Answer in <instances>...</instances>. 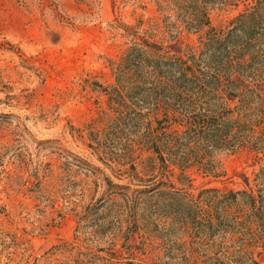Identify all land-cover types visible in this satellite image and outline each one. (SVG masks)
I'll return each mask as SVG.
<instances>
[{
  "label": "rangeland",
  "instance_id": "1",
  "mask_svg": "<svg viewBox=\"0 0 264 264\" xmlns=\"http://www.w3.org/2000/svg\"><path fill=\"white\" fill-rule=\"evenodd\" d=\"M250 1L215 6L212 26L225 30ZM155 2L0 0V264H264V208L222 199L259 194L257 110L244 145L185 180L177 166L111 161L94 147L113 115V62L129 45L199 48V33L169 35ZM131 137L110 138L114 156L138 146Z\"/></svg>",
  "mask_w": 264,
  "mask_h": 264
},
{
  "label": "trees",
  "instance_id": "2",
  "mask_svg": "<svg viewBox=\"0 0 264 264\" xmlns=\"http://www.w3.org/2000/svg\"><path fill=\"white\" fill-rule=\"evenodd\" d=\"M238 1L156 0L169 35L181 30L199 33L200 45L198 50L177 44L166 49L144 40L129 45L113 62L116 84L108 91L113 115L106 130L91 134L94 147L108 160L137 157L147 167L155 163L168 170L174 165L185 180L187 168L210 170L214 152L245 144L248 131H254L252 113L257 110L264 119V0H251L225 30H217L210 18L215 6ZM231 101L237 104L232 107ZM160 111L163 117L157 118ZM175 125L183 129H172ZM126 132L133 133L130 139H137L138 146L114 156L109 140ZM136 149L141 152L134 156ZM142 151L151 154L141 157ZM258 177L262 183L257 197L242 190L229 191L222 199L237 203L240 194L251 212L259 214L264 208V168Z\"/></svg>",
  "mask_w": 264,
  "mask_h": 264
}]
</instances>
